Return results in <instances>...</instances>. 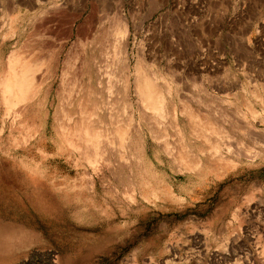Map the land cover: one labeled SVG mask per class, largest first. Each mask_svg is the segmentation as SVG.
I'll return each instance as SVG.
<instances>
[{
  "label": "rangeland",
  "instance_id": "1",
  "mask_svg": "<svg viewBox=\"0 0 264 264\" xmlns=\"http://www.w3.org/2000/svg\"><path fill=\"white\" fill-rule=\"evenodd\" d=\"M0 264H264V0H0Z\"/></svg>",
  "mask_w": 264,
  "mask_h": 264
},
{
  "label": "bare ground",
  "instance_id": "2",
  "mask_svg": "<svg viewBox=\"0 0 264 264\" xmlns=\"http://www.w3.org/2000/svg\"><path fill=\"white\" fill-rule=\"evenodd\" d=\"M124 34V30L122 29L121 31H119V35H123ZM122 37V36H121ZM120 37V39H119V41L120 42H118L117 43V45H118V49H117V51H118V56L120 57V62L121 61H123L122 62V64H123V67H124V70L125 69H127L128 68V63H127V57H126V53H125V49L124 48H126V47H124V39L123 38H121ZM118 57V58H119ZM12 58V57H11ZM21 58V57H20ZM24 59V58H23ZM122 59V60H121ZM26 60V59H25ZM24 61V60H23ZM22 61V62H23ZM118 62H119V60H118ZM17 63V62H16ZM25 63V62H24ZM140 63V62H139ZM12 64V63H11ZM11 64L10 65H8V67L9 66H11ZM18 64V63H17ZM121 64V63H120ZM23 65V64H22ZM141 66V65H140ZM140 66L138 65V63H136L135 64V73H138V77L136 78V80H135V89H136V93H138V96L140 97V99H139V101H141V104H142V107H143V110L145 111V114H146V111H149L151 114H156L157 116H160V117H163V115H162V113L164 112V107H165V103H164V99L162 98V96H161V93H160V91L161 90H159L160 88H157V86H156V84H152V83H148V81L146 80V74L141 70V68H140ZM10 68V67H9ZM14 68H16L15 66H14ZM13 68V69H14ZM40 68V67H39ZM12 69V70H13ZM20 69V68H19ZM7 70V69H6ZM37 70H38V68H37ZM141 70V71H140ZM10 71V70H9ZM17 71V70H16ZM30 71V69H22L21 70V72L19 71V72H12L11 71V74H10V76L5 80V83L3 84V87H4V90H3V94H4V98H6V101L8 100V99H11L12 97H16V100L18 101V102H22V101H26V100H28L34 93H35V83H34V79H32V77L30 78V76H29V72ZM8 73V72H7ZM31 74V73H30ZM33 74V73H32ZM34 75V74H33ZM154 77V76H153ZM150 78V77H149ZM154 80V79H153ZM156 83V82H155ZM168 87V86H167ZM170 88V87H169ZM37 89V88H36ZM167 90V89H166ZM168 92H169V90H168ZM169 94V93H168ZM137 96V95H136ZM137 96V97H138ZM165 96V95H164ZM167 96H169V95H167ZM33 100V99H32ZM8 102V101H7ZM6 103V102H5ZM10 104H12V103H10ZM9 105V104H8ZM168 105V104H167ZM166 105V106H167ZM187 106V105H186ZM183 108V107H182ZM141 109V108H140ZM187 110V109H186ZM191 110V109H190ZM191 112V111H190ZM166 113V112H165ZM237 113V112H236ZM18 114V113H17ZM143 114V113H142ZM181 114V113H180ZM192 114V113H191ZM183 115V114H182ZM211 115V114H210ZM147 116H148V114H147ZM213 116V115H212ZM217 117V116H216ZM145 118V117H144ZM175 118V117H174ZM184 118V117H183ZM209 118H210V116H209ZM209 118H207V119H209ZM213 118V117H212ZM227 118V117H226ZM238 118H239V116H238ZM178 119V118H177ZM194 119H196V118H194ZM220 119V118H219ZM229 119V118H228ZM234 119H237L236 118V116L234 117ZM112 120H114V119H112ZM148 120H150V119H148ZM187 120V119H186ZM218 120V119H217ZM233 120V119H232ZM147 121V120H146ZM189 121V120H188ZM187 121V122H188ZM195 121V120H194ZM209 121V120H208ZM215 121V120H214ZM213 121V122H214ZM221 121V120H220ZM225 121V120H224ZM223 121V122H224ZM152 122V121H151ZM158 122H159V120H158ZM226 122V121H225ZM82 123V122H81ZM148 123V122H147ZM177 123V122H176ZM194 123V122H193ZM211 123V122H210ZM234 123H235V121H234ZM240 123V122H239ZM83 124V123H82ZM196 124V123H195ZM194 124V125H195ZM213 124V123H212ZM236 124V123H235ZM153 125V124H152ZM160 125V124H159ZM162 125V124H161ZM219 125V124H218ZM218 125H216V126H218ZM222 125V124H221ZM239 125V124H238ZM238 125H236L234 128H236V129H239V126ZM84 127H85V125H83ZM118 126V125H117ZM174 126H175V123H174ZM223 126V125H222ZM233 126V125H232ZM79 127H80V125H79ZM81 127H82V125H81ZM80 127V128H81ZM87 127V126H86ZM112 127V126H111ZM176 127H178V125L176 126ZM83 128V127H82ZM200 128H201V126H200ZM233 128V127H232ZM233 128V129H234ZM76 129V128H75ZM220 129H221V127H220ZM223 129V128H222ZM230 129H231V127H230ZM233 129H231V132H232V134H233V132H234V130ZM240 129H242V128H240ZM78 131H79V129H77ZM81 130V129H80ZM83 130V129H82ZM81 130V131H82ZM113 130H114V127H113ZM112 130V131H113ZM116 130V129H115ZM178 130V129H177ZM233 130V131H232ZM89 131V130H88ZM87 131V132H88ZM221 131V130H220ZM224 131V130H223ZM239 131V130H238ZM94 132V131H93ZM99 132H101V131H99ZM99 132H96V133H99ZM116 132H117V130H116ZM181 132H183V131H181ZM200 132V131H199ZM198 132V133H199ZM202 132H203V130H202ZM219 132V131H218ZM228 132V131H227ZM230 132V131H229ZM236 132V131H235ZM252 132V131H251ZM83 133V132H82ZM103 133V132H102ZM106 133V132H105ZM113 133V132H112ZM194 133H195V131H194ZM209 133V132H208ZM107 134V133H106ZM105 134V135H106ZM108 134H109V132H108ZM111 134V133H110ZM114 134V133H113ZM113 134H111V135H113ZM229 134V133H228ZM237 134V133H236ZM248 134V136H249V133H247ZM75 135V134H74ZM77 135V134H76ZM81 135V134H80ZM95 135V136H94ZM93 136L94 137H96V134H94ZM155 135H156V133H155ZM180 135H184V133L183 134H181L180 133ZM238 135V134H237ZM124 136V135H123ZM157 136V135H156ZM181 136V137H182ZM223 136H225L226 137V135H223ZM232 136V135H231ZM235 136V135H234ZM250 136H252V134H250ZM87 137V136H86ZM85 137V138H86ZM89 137L91 138V136L89 135ZM93 137V138H94ZM99 137H101V136H99ZM107 136H105V139L107 140L108 138H106ZM108 137H109V135H108ZM122 137V136H121ZM125 137V136H124ZM159 137V136H158ZM220 137V136H219ZM228 137H229V135H228ZM90 138H89V140H90ZM112 139H113V137H111ZM123 138V137H122ZM209 138V137H208ZM236 138V137H235ZM252 138V137H251ZM87 139V138H86ZM85 139V140H86ZM92 139V138H91ZM97 139V138H96ZM103 139H104V137H103ZM110 139V138H109ZM117 139V138H116ZM119 139H121V138H119ZM183 139V138H182ZM224 139V138H223ZM233 139V138H232ZM237 139H238V137H237ZM253 139V138H252ZM100 140V139H99ZM123 140V139H122ZM209 140V139H208ZM225 140V139H224ZM224 140H222V142L224 141ZM79 141H81V140H79ZM91 141V140H90ZM96 140L94 139V141L93 142H95ZM105 141V140H104ZM103 140H102V142H104ZM108 141H111V140H107V142ZM117 141H118V139H117ZM226 141V140H225ZM234 141V140H233ZM232 141V142H233ZM100 142V141H99ZM101 142V143H102ZM113 142H115V141H113ZM232 142H231V144H232ZM109 143V142H108ZM106 144V145H110L111 146V143L110 144ZM216 143V142H215ZM224 143V142H223ZM95 144V143H94ZM115 145V144H114ZM212 145H213V143H212ZM220 145V144H219ZM102 146H104V145H102ZM226 146V145H225ZM99 147V146H98ZM162 147H164V146H162ZM167 147V146H166ZM183 147V146H182ZM185 147V146H184ZM207 147V146H206ZM224 147V146H223ZM229 147H232V146H229ZM92 148V147H91ZM135 148H137L136 146H135ZM218 148H220V146L218 147ZM234 148V147H233ZM237 148V147H236ZM94 149V148H93ZM92 149V150H93ZM103 149H104V147H103ZM186 149V148H185ZM185 149H183V151L185 150ZM225 149V148H224ZM227 149V148H226ZM91 150V151H92ZM95 150V149H94ZM100 148H98V151L100 152ZM105 150V149H104ZM126 150V149H125ZM167 150H168V148H167ZM211 150V149H210ZM234 150H236V149H234ZM135 151V150H134ZM208 151V150H207ZM212 151V150H211ZM223 151V150H222ZM228 151V150H227ZM95 152V151H94ZM120 152H121V149H120ZM170 152H173V151H170ZM169 152V153H170ZM216 152H219V151H217V149H216ZM233 152V151H232ZM236 152V151H235ZM85 153H88V152H85ZM215 153V152H214ZM234 153V152H233ZM170 154H172V153H170ZM178 154H179V152H178ZM181 154V153H180ZM184 154H185V152H184ZM187 154V153H186ZM236 154H238V153H236ZM100 155V154H99ZM121 155V154H120ZM201 155H202V153H201ZM203 155H204V153H203ZM205 155H206V153H205ZM216 155V154H215ZM217 155H218V153H217ZM240 155V154H239ZM173 157H176V156H174V155H172ZM187 156H189V155H187ZM192 156H193V154H192ZM208 156H211V155H207V157ZM219 156V162L220 161H222V157H220V154L218 155ZM104 157V156H103ZM179 157V156H178ZM205 157V156H204ZM212 157V156H211ZM211 157H210V159H211ZM215 157V156H214ZM120 158H121V156H120ZM133 158V157H132ZM135 158V157H134ZM168 158H170V157H168ZM181 158H184V157H180V159ZM189 158H191V157H189ZM188 158V159H189ZM196 158V157H195ZM197 158H198V156H197ZM215 158H217V156L215 157ZM214 158V160H216ZM235 158V157H234ZM109 159V158H108ZM137 159V158H136ZM170 159H172V157L170 158ZM178 159V158H177ZM176 159V160H177ZM185 159V161H186V163H187V166H188V162H187V160L188 159H186V158H184ZM191 159H193V158H191ZM190 159V160H191ZM226 159V158H225ZM120 160V159H119ZM172 160H174V158L172 159ZM207 160V159H206ZM211 160H213V159H211ZM175 161V160H174ZM189 161V160H188ZM191 161H193V160H191ZM96 162V161H95ZM194 162V161H193ZM204 162H206V161H204ZM212 162V161H211ZM210 162V163H211ZM215 162V161H214ZM222 162H224V161H222ZM226 162V161H225ZM177 163H178V161H177ZM195 163H196V161H195ZM195 163H194V165H193V167H196V169H198V167L199 166H197V165H199V164H197V165H195ZM209 163V162H208ZM193 164V163H192ZM201 164V163H200ZM178 165V164H177ZM208 165V164H207ZM206 166V165H205ZM219 166H221V165H219ZM180 167V166H179ZM202 167V166H201ZM203 168V167H202ZM181 169H182V167H181ZM188 171V170H187ZM199 171V170H198ZM156 180H157V178H156ZM159 181V180H158ZM157 181V182H158Z\"/></svg>",
  "mask_w": 264,
  "mask_h": 264
}]
</instances>
